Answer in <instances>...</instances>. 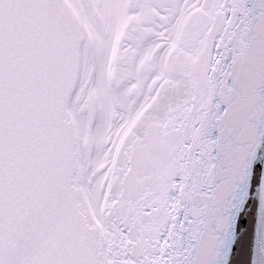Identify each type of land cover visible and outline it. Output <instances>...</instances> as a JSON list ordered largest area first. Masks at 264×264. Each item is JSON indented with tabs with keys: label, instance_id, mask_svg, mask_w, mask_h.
Listing matches in <instances>:
<instances>
[{
	"label": "snow or ice",
	"instance_id": "1",
	"mask_svg": "<svg viewBox=\"0 0 264 264\" xmlns=\"http://www.w3.org/2000/svg\"><path fill=\"white\" fill-rule=\"evenodd\" d=\"M258 25L264 0H0V264H231L249 206L264 264V45L259 118L231 99Z\"/></svg>",
	"mask_w": 264,
	"mask_h": 264
},
{
	"label": "water",
	"instance_id": "2",
	"mask_svg": "<svg viewBox=\"0 0 264 264\" xmlns=\"http://www.w3.org/2000/svg\"><path fill=\"white\" fill-rule=\"evenodd\" d=\"M254 31L261 39L252 42L245 53L243 64L239 69V79L236 81L235 90L231 95L234 104L233 124H239L246 119L257 120L260 115V109L257 108L258 97L255 95V90L260 85L259 72L262 64L260 48L264 45V25L254 26ZM219 98L223 101L225 96L221 94ZM247 128L250 130L251 125H247ZM244 138L250 139L251 137L250 135H246ZM244 154L241 151L236 169H239L240 164L243 162ZM236 169L232 170L230 179H238L235 175ZM239 178H242V174ZM261 197L264 198V192L261 193ZM253 211L254 209L250 206L244 209V215L248 220V227L240 229L236 233L237 243L234 245L236 251L232 256L231 264H250L254 247L252 241ZM214 222L216 223L217 229L223 231L226 220H216ZM202 246L205 252V261H207V258L211 257L219 246L218 236L212 235L210 231H206Z\"/></svg>",
	"mask_w": 264,
	"mask_h": 264
}]
</instances>
